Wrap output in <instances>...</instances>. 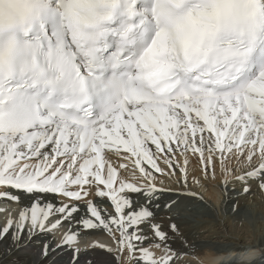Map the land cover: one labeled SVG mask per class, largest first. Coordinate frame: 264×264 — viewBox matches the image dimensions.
<instances>
[{
  "label": "snow or ice",
  "instance_id": "snow-or-ice-1",
  "mask_svg": "<svg viewBox=\"0 0 264 264\" xmlns=\"http://www.w3.org/2000/svg\"><path fill=\"white\" fill-rule=\"evenodd\" d=\"M189 152L205 179L219 163L225 191L229 175L245 193L248 180L264 190V0H0V186L34 198L0 241L20 247L71 221L79 207L44 203L51 194L84 202L78 223L112 237L115 248L93 247L117 264H175L181 254L152 211L175 201L159 203L171 189L154 172L179 169L186 187ZM112 155L139 176L121 179ZM77 240L67 232L57 248ZM50 251L44 242L41 256Z\"/></svg>",
  "mask_w": 264,
  "mask_h": 264
},
{
  "label": "bare ground",
  "instance_id": "bare-ground-1",
  "mask_svg": "<svg viewBox=\"0 0 264 264\" xmlns=\"http://www.w3.org/2000/svg\"><path fill=\"white\" fill-rule=\"evenodd\" d=\"M155 151V147L151 146ZM125 155V154H123ZM171 155V154H167ZM165 153L159 154L158 166L164 173H171L173 169L168 168L164 162ZM110 156V160L117 162V169L121 163L127 164L128 169L119 177L131 180L133 172L139 176V171L134 169L132 161ZM188 183L185 187L183 181L177 184L176 179L180 176L179 169H175V175H163L155 173L157 187L171 189L165 192L159 203L175 201L171 210L163 207L157 209L153 206L152 211L156 216V223L163 226V230L171 237L172 249L181 254L175 264H264V190L258 187V181L248 180L250 190L245 193L242 189L244 183L227 177V191L222 181L225 179L221 172L219 163L215 168V178L209 169L208 178H204L202 165L199 163L198 155L187 154ZM179 162L183 165L184 157L178 152L173 163ZM147 168V165H143ZM237 175L241 173L237 171ZM199 180V183H197ZM241 184V186H240ZM243 184V185H242ZM102 187V186H101ZM0 191H9L19 195V202L0 199V227L6 224L9 218H14L20 208L30 205L34 199L16 190L0 186ZM184 192L197 193L198 195L177 194ZM94 203L102 208L107 207L114 211L110 201L106 198L89 197ZM44 203H52L54 206L75 203L79 211L74 213L71 221L64 220L55 230L39 232L25 239L20 247H13L10 240L0 241V264H117L116 253H109L100 247L93 245H106L115 248L112 237L100 228L84 229L78 221L86 215V206L83 201L73 202L68 198L53 196L49 194L44 198ZM50 219L55 222L59 219L54 214ZM175 223L178 233H173L170 225ZM144 233L150 235L149 226H143ZM73 232L77 235L76 243L59 247L64 235ZM119 234L117 233V236ZM47 242L52 249L46 258L41 256V247ZM149 246V245H145ZM75 250H78L75 251ZM150 250L156 257L163 253L161 249L151 247ZM78 256V259H75ZM121 264H130L121 260Z\"/></svg>",
  "mask_w": 264,
  "mask_h": 264
},
{
  "label": "rangeland",
  "instance_id": "rangeland-1",
  "mask_svg": "<svg viewBox=\"0 0 264 264\" xmlns=\"http://www.w3.org/2000/svg\"><path fill=\"white\" fill-rule=\"evenodd\" d=\"M114 159H115V161H116V160H118V157H114ZM114 164H115L114 166L117 167V166H116L117 162H115ZM127 169H128V167H127V168H124V169L118 168V170L120 171V174H124V172H125ZM242 185H243V184H242ZM240 186H241V184H240ZM238 189H239V190L241 189V191H242L243 188L241 187V188H238ZM0 216H1V214H0ZM0 223L2 224L1 219H0Z\"/></svg>",
  "mask_w": 264,
  "mask_h": 264
}]
</instances>
